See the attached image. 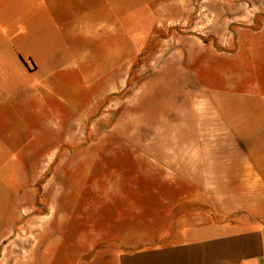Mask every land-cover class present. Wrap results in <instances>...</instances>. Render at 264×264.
Segmentation results:
<instances>
[{
    "label": "rangeland",
    "instance_id": "obj_1",
    "mask_svg": "<svg viewBox=\"0 0 264 264\" xmlns=\"http://www.w3.org/2000/svg\"><path fill=\"white\" fill-rule=\"evenodd\" d=\"M88 1L0 0V264L264 217V0Z\"/></svg>",
    "mask_w": 264,
    "mask_h": 264
},
{
    "label": "crops",
    "instance_id": "obj_2",
    "mask_svg": "<svg viewBox=\"0 0 264 264\" xmlns=\"http://www.w3.org/2000/svg\"><path fill=\"white\" fill-rule=\"evenodd\" d=\"M154 1L156 7L163 9L161 16H167L174 12L173 7L178 0ZM47 5L56 9L71 8L75 5V0H47ZM102 5L97 4L96 0H89L90 16L96 15V9L102 8ZM107 5L112 8L113 0H108ZM11 68L33 72L30 65L20 58L19 52L14 47L0 50V72H8ZM243 220L251 219L240 216L233 220L199 224L154 244L133 248L118 247L119 249L114 250L111 245L108 251L102 253L96 250L94 257L89 259L80 257L74 263L264 264V217H253V221ZM3 221L4 230L0 235V245L16 230L17 223V220L11 219L10 216H4Z\"/></svg>",
    "mask_w": 264,
    "mask_h": 264
}]
</instances>
